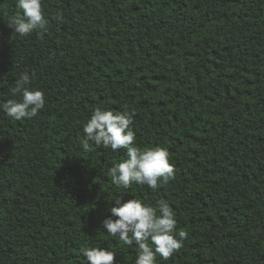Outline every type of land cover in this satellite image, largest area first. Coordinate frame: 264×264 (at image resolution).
Returning a JSON list of instances; mask_svg holds the SVG:
<instances>
[{
	"label": "trees",
	"instance_id": "trees-1",
	"mask_svg": "<svg viewBox=\"0 0 264 264\" xmlns=\"http://www.w3.org/2000/svg\"><path fill=\"white\" fill-rule=\"evenodd\" d=\"M42 3L46 30L20 37L0 0V102L25 71L46 98L31 120L0 111V264H81L86 246L134 264L101 228L119 195L167 201L188 233L157 264H264V0ZM96 106L134 111L136 144L166 148L174 179L118 189L126 150L77 140Z\"/></svg>",
	"mask_w": 264,
	"mask_h": 264
},
{
	"label": "clouds",
	"instance_id": "clouds-1",
	"mask_svg": "<svg viewBox=\"0 0 264 264\" xmlns=\"http://www.w3.org/2000/svg\"><path fill=\"white\" fill-rule=\"evenodd\" d=\"M19 10L9 20V27L20 37L46 30L47 19L42 0H16ZM34 74L22 72L10 88L13 98L0 102L2 111L12 121L31 120L45 108L43 90L31 87ZM134 111H113L96 106L84 123L83 135L77 136L82 149L91 151V146L126 150V159L110 168L112 183L118 189L127 190L132 184L146 185L157 190L174 179V164L170 162L166 148L156 145L139 147L133 129ZM110 215L102 222V229L129 248H136L134 264H157V257L167 260L183 247L186 231L176 232L177 220L167 201L157 205L144 202L139 197L123 200L117 196ZM123 201V202H122ZM81 264H115L117 252L101 246H86L80 249Z\"/></svg>",
	"mask_w": 264,
	"mask_h": 264
}]
</instances>
